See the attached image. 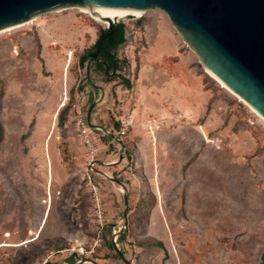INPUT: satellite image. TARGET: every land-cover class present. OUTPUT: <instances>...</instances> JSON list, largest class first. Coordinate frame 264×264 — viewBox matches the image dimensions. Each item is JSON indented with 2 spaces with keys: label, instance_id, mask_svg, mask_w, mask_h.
Returning <instances> with one entry per match:
<instances>
[{
  "label": "rangeland",
  "instance_id": "obj_1",
  "mask_svg": "<svg viewBox=\"0 0 264 264\" xmlns=\"http://www.w3.org/2000/svg\"><path fill=\"white\" fill-rule=\"evenodd\" d=\"M149 21L169 19L155 9L119 21L132 31L118 51L132 87ZM102 29L89 14L66 9L0 33V264H264V122L205 71L172 28L209 101L195 125L158 122L150 131L151 117L138 127L133 91L104 82L90 65L92 85L79 66ZM79 118L94 137V162ZM120 121L126 126L117 130ZM163 130L158 155L153 141ZM146 133L150 161L139 154ZM198 137L193 156L182 140ZM153 191L171 202L164 211L170 223L151 229L167 256L149 234ZM184 191L192 196L187 210Z\"/></svg>",
  "mask_w": 264,
  "mask_h": 264
},
{
  "label": "water",
  "instance_id": "obj_2",
  "mask_svg": "<svg viewBox=\"0 0 264 264\" xmlns=\"http://www.w3.org/2000/svg\"><path fill=\"white\" fill-rule=\"evenodd\" d=\"M76 8L99 13L158 9L203 68L264 119V0H0V32L44 14ZM104 21L108 25L102 40L119 23ZM108 55L111 67L101 59L87 62L90 83L93 62L103 65L106 76L115 75V59ZM96 88L101 101L104 92Z\"/></svg>",
  "mask_w": 264,
  "mask_h": 264
},
{
  "label": "crops",
  "instance_id": "obj_3",
  "mask_svg": "<svg viewBox=\"0 0 264 264\" xmlns=\"http://www.w3.org/2000/svg\"><path fill=\"white\" fill-rule=\"evenodd\" d=\"M169 24L171 23L168 21L162 23L149 21L144 26L143 37L146 46L139 52V71L135 83L133 82V87L130 89L133 91L135 105L131 121L138 127L147 124L151 117L156 123L161 122L164 125H184V127L185 125H195L209 101V95L203 87L201 77L193 67L192 60L181 52L180 38L172 30V25ZM153 26L154 33L151 32ZM164 28L168 32V43H164L162 38L165 34L162 31ZM167 35L165 34V37ZM122 87L120 86L119 89ZM166 129L168 130V128ZM173 129L175 130L174 127ZM164 131L156 134L155 141H153L158 155L164 144V136L167 135ZM151 142L148 133H146L139 145V154L149 161L152 158ZM182 142L186 147L185 150L196 156L198 152L196 147L202 145V138H185ZM212 148L211 145L205 144V149ZM189 154L187 157L190 156ZM190 160L189 157L188 161ZM194 161L196 160L194 159L191 164ZM181 194L180 204L182 203L183 208L187 210L192 201L191 193L184 191ZM153 195L155 203L148 218L149 234L156 241L163 243L164 239L156 236L151 229L170 223L164 211L171 208V202L166 201L162 192L153 191ZM176 204L178 203H174V208Z\"/></svg>",
  "mask_w": 264,
  "mask_h": 264
},
{
  "label": "trees",
  "instance_id": "obj_4",
  "mask_svg": "<svg viewBox=\"0 0 264 264\" xmlns=\"http://www.w3.org/2000/svg\"><path fill=\"white\" fill-rule=\"evenodd\" d=\"M141 24L142 22L140 21L137 22V25H141ZM105 32L106 30L102 29L99 33V36L96 42L81 54V56L79 57V61H78L79 66L82 68H86L87 62L89 60L101 59V60H104L108 64L109 67H111V58L108 55V53H111L113 58L115 59L116 73L114 76H111V77L106 76L104 74L102 64L93 62L91 65L96 71H99L100 73H102V75L104 76V82L110 83L112 81L117 80V82L119 83L118 86H123L127 90H130L132 88V83L130 79L126 78V76L122 72L124 68L123 66L124 62L120 61L119 56H118V51L127 44L132 34V31L128 28V26L124 22H119L113 27L109 36L105 38L104 40H102L105 35ZM66 111H67V107L62 109V111L59 113V116H58L59 126H62L65 122ZM114 125L117 130H120L121 125L119 122H115ZM2 138H3V129L0 124V143L2 142ZM121 236H123V233ZM155 244L158 247H160L165 252V256H167L166 250L163 244L156 240H155ZM263 262H264V259H263Z\"/></svg>",
  "mask_w": 264,
  "mask_h": 264
},
{
  "label": "bare ground",
  "instance_id": "obj_5",
  "mask_svg": "<svg viewBox=\"0 0 264 264\" xmlns=\"http://www.w3.org/2000/svg\"><path fill=\"white\" fill-rule=\"evenodd\" d=\"M76 9H79V8H76ZM79 10H81L84 13L89 14L91 16V18H93L95 21L103 24L105 27H107L108 23L106 21H104V19H110V20H113V21H116V20L117 21H121L123 19H127V18H130V17L139 18V17L143 16L148 11V10H145V9H139V11L99 13V12H92V11H87V10H82V9H79ZM56 12L58 13V12H61V11L59 10V11H56ZM37 19L38 18H34V19H32V20H30V21H28L26 23H23V24H20L18 26L3 30L0 33L7 32V31H10V30L19 28V27H23V26H26V25L33 24L35 21H37ZM48 63H50V61H48ZM205 71L212 78H214V80H216L218 83H220L223 88H225L228 92H230L232 95H234L240 101H242L239 97H237L234 93H232L229 89H227L220 81H218L209 71H207L206 69H205ZM242 103L246 104L244 101H242ZM246 106H248V105L246 104ZM248 108H250V107L248 106ZM250 110L264 122V119L258 113H256L252 108H250Z\"/></svg>",
  "mask_w": 264,
  "mask_h": 264
},
{
  "label": "built area",
  "instance_id": "obj_6",
  "mask_svg": "<svg viewBox=\"0 0 264 264\" xmlns=\"http://www.w3.org/2000/svg\"><path fill=\"white\" fill-rule=\"evenodd\" d=\"M152 123L151 126L148 127V129L150 131H156L159 129V125H155L156 124V121L155 120H152ZM120 125L121 127L123 128L124 126H126V123H124V121H120ZM77 127H79L80 129V136L82 138V143L85 147H87V150H88V155L90 156L91 158V161L94 162V157L98 154L97 152V149L95 148V144L93 142L94 140V137L91 136V132H90V128L86 126V123L84 121H82L81 118H79L77 120ZM153 133V132H151ZM211 142V141H210ZM215 144V143H213ZM216 145V144H215Z\"/></svg>",
  "mask_w": 264,
  "mask_h": 264
}]
</instances>
